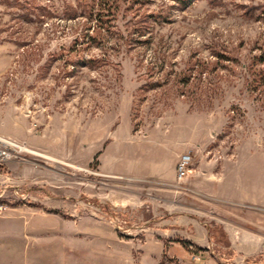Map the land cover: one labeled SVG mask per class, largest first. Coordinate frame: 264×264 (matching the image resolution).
Wrapping results in <instances>:
<instances>
[{
	"label": "rangeland",
	"instance_id": "obj_1",
	"mask_svg": "<svg viewBox=\"0 0 264 264\" xmlns=\"http://www.w3.org/2000/svg\"><path fill=\"white\" fill-rule=\"evenodd\" d=\"M78 1L0 0V133L29 147L0 166V264H264V207L213 193L214 173L264 188V0H127L95 65L61 47Z\"/></svg>",
	"mask_w": 264,
	"mask_h": 264
},
{
	"label": "trees",
	"instance_id": "obj_2",
	"mask_svg": "<svg viewBox=\"0 0 264 264\" xmlns=\"http://www.w3.org/2000/svg\"><path fill=\"white\" fill-rule=\"evenodd\" d=\"M127 0H79L78 4L83 6L84 11H88L89 13H78L77 8H73L74 14L76 16H81L84 19V24L72 40L69 46L61 44L63 50H66L70 53L76 55V62L80 64H99L102 62H108L110 59L111 52L109 53V47L107 46L111 41L114 42L115 46H112L114 49H118L121 45L118 39V35L120 34L123 38V33L121 34L119 27V23L117 22L118 11L122 7V3ZM147 0H129L125 6L126 9L133 10L134 4H142ZM184 5H188L192 3L194 0H179ZM25 3V2H24ZM42 9H46L45 6L40 5ZM33 7H28V10L31 11ZM29 14V13H26ZM135 15V13H133ZM74 15V16H75ZM134 19L131 18L130 21ZM149 26L144 24H138V20L133 22V29L128 34H136L142 35L146 33V30L149 29ZM135 39V37H130ZM106 46V51L103 53H91L86 56L85 52L82 54L81 51H84L85 48L89 49L91 46ZM261 63H264V52L260 54L258 57ZM73 60V59H72ZM261 74H264L261 72ZM264 77V75H263ZM184 243L188 244V241L184 239Z\"/></svg>",
	"mask_w": 264,
	"mask_h": 264
},
{
	"label": "crops",
	"instance_id": "obj_3",
	"mask_svg": "<svg viewBox=\"0 0 264 264\" xmlns=\"http://www.w3.org/2000/svg\"><path fill=\"white\" fill-rule=\"evenodd\" d=\"M145 163V162H143ZM142 168H146V165H143ZM144 170V169H143ZM162 172V167L160 164H155L153 167V173L157 176L160 175ZM220 173H214V181H213V193L219 194V197L227 198L230 200H237L242 201L244 203H249L252 205H258L264 207V188L258 189L253 187L254 180H248L246 181V177H243V175H232L229 178V186H223V182L221 180ZM225 219H228L227 217H224ZM231 223L235 226V232L236 234L242 233V235L246 236L248 240L253 242H259L261 240V237L263 236V233H261L259 230L256 233L252 231H248V229L242 224L241 222L229 218ZM161 235H164L165 237H173V236H181L183 238L191 239L195 242H204L203 240L196 237L193 233L182 230V229H173V230H166L164 233H160ZM255 234V235H254ZM147 239H151L152 236L147 235ZM250 238V239H249ZM161 239V240H160ZM158 242L155 246L151 245L150 242H146L145 245H143L142 253L144 256L147 257H159L163 250H164V240L163 238L156 239ZM259 244V243H258ZM257 244V245H258ZM259 246V245H258ZM249 252H255L253 250ZM174 254L178 256H183L182 250H175Z\"/></svg>",
	"mask_w": 264,
	"mask_h": 264
},
{
	"label": "built area",
	"instance_id": "obj_4",
	"mask_svg": "<svg viewBox=\"0 0 264 264\" xmlns=\"http://www.w3.org/2000/svg\"><path fill=\"white\" fill-rule=\"evenodd\" d=\"M22 144L23 143L0 133V166L7 163L10 159L20 155L23 150L27 149V147ZM191 159L192 155L188 152H184L180 155L177 164L179 178L183 177L187 172Z\"/></svg>",
	"mask_w": 264,
	"mask_h": 264
},
{
	"label": "bare ground",
	"instance_id": "obj_5",
	"mask_svg": "<svg viewBox=\"0 0 264 264\" xmlns=\"http://www.w3.org/2000/svg\"><path fill=\"white\" fill-rule=\"evenodd\" d=\"M23 146H26L27 147V149H29V147L27 146V145H25V144H22ZM31 150V149H30Z\"/></svg>",
	"mask_w": 264,
	"mask_h": 264
}]
</instances>
